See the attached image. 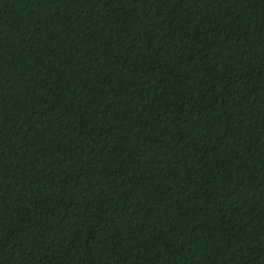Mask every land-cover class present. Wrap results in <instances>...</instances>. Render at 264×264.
<instances>
[{"label": "trees", "instance_id": "trees-1", "mask_svg": "<svg viewBox=\"0 0 264 264\" xmlns=\"http://www.w3.org/2000/svg\"><path fill=\"white\" fill-rule=\"evenodd\" d=\"M0 264H264V0H0Z\"/></svg>", "mask_w": 264, "mask_h": 264}]
</instances>
